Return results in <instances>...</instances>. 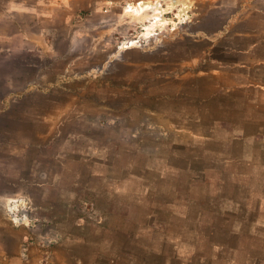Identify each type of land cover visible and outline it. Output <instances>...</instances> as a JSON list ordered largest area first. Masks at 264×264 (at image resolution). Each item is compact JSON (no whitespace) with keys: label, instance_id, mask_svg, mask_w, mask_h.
Returning a JSON list of instances; mask_svg holds the SVG:
<instances>
[{"label":"rangeland","instance_id":"374dc122","mask_svg":"<svg viewBox=\"0 0 264 264\" xmlns=\"http://www.w3.org/2000/svg\"><path fill=\"white\" fill-rule=\"evenodd\" d=\"M70 5L38 47L0 42V250L264 264V0Z\"/></svg>","mask_w":264,"mask_h":264},{"label":"crops","instance_id":"0c3cea01","mask_svg":"<svg viewBox=\"0 0 264 264\" xmlns=\"http://www.w3.org/2000/svg\"><path fill=\"white\" fill-rule=\"evenodd\" d=\"M70 1L72 0H3L5 5L0 9V26L2 22L9 25V29L0 31V42L4 43L3 50L8 54L14 51L23 52L27 50L30 41L37 47L41 45L40 42L44 41L47 33L44 26L45 18L51 17V11L57 5L69 10ZM46 12L49 14L46 15ZM17 15L29 17L36 29L31 31L24 28L22 22L16 18ZM25 242L27 236L19 239L14 250L11 247L0 250V264H71L70 255L68 257L66 250L60 248L51 250L50 259L43 261L44 249L31 248L24 245ZM79 263L80 261L77 262Z\"/></svg>","mask_w":264,"mask_h":264},{"label":"built area","instance_id":"2783aa9c","mask_svg":"<svg viewBox=\"0 0 264 264\" xmlns=\"http://www.w3.org/2000/svg\"><path fill=\"white\" fill-rule=\"evenodd\" d=\"M5 213L7 214L9 220L15 226H28L32 219L29 215V207L25 204H21V201L18 199L11 200L4 206ZM50 242H44L42 246L44 247V260L48 261L50 257V250H49ZM28 246V245H26ZM25 249V248H24Z\"/></svg>","mask_w":264,"mask_h":264}]
</instances>
